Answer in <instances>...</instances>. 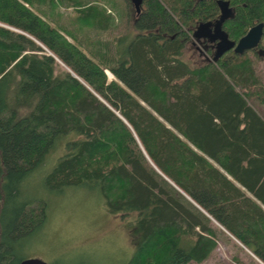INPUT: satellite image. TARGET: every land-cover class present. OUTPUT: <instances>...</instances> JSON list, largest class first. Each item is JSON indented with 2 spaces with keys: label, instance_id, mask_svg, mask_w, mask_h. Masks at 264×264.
<instances>
[{
  "label": "trees",
  "instance_id": "trees-1",
  "mask_svg": "<svg viewBox=\"0 0 264 264\" xmlns=\"http://www.w3.org/2000/svg\"><path fill=\"white\" fill-rule=\"evenodd\" d=\"M62 1L0 0V264H18L23 238L46 220V203L22 195L40 176L135 213L125 264L199 263L223 229L264 264V82L246 56L264 58L261 42L263 54L209 52L192 66L188 34L219 17L216 0H144L133 32L91 47L41 8ZM70 1L77 20L106 26ZM229 2L231 40L264 23V0Z\"/></svg>",
  "mask_w": 264,
  "mask_h": 264
},
{
  "label": "rangeland",
  "instance_id": "rangeland-1",
  "mask_svg": "<svg viewBox=\"0 0 264 264\" xmlns=\"http://www.w3.org/2000/svg\"><path fill=\"white\" fill-rule=\"evenodd\" d=\"M85 1L86 6L100 10L103 20H108L106 26L77 20V9L71 7L70 0L41 8L51 10L52 24L67 28L80 42L91 47L99 42L117 41L122 34L133 32L132 25L137 16L130 0ZM188 36L191 38L190 33ZM67 37L72 40L71 36ZM261 44L264 48V38ZM186 46L184 59L192 66H200L208 61V56L196 47L199 46L197 42L193 44L189 39ZM246 56L253 60L256 75H261L264 82V58L257 59L248 52ZM105 72L108 81L116 80L109 70L105 69ZM258 108L264 110V105ZM22 195L43 200L47 206V216L38 229L23 238L19 248L21 257H38L51 264H125L132 255L135 237L131 234L130 223L135 213L123 215L110 212L98 189L67 186L63 191L55 192L43 184L40 176L33 179L29 186L28 183L23 184ZM212 222L223 229L217 222ZM223 230L225 233L218 232L217 245L205 260L188 264H263L259 260L249 259L247 248H238L226 238L229 233Z\"/></svg>",
  "mask_w": 264,
  "mask_h": 264
},
{
  "label": "water",
  "instance_id": "water-1",
  "mask_svg": "<svg viewBox=\"0 0 264 264\" xmlns=\"http://www.w3.org/2000/svg\"><path fill=\"white\" fill-rule=\"evenodd\" d=\"M135 9L140 10L143 0H131ZM216 4L219 8L220 15L214 21L200 22L193 35L195 37H209L210 41H216L215 53L212 57V61H216L225 52L233 49L235 54L242 55L244 52L251 49H255L259 46L263 34L264 23L258 22L255 25L248 28L247 32L241 36L237 41H233L228 37L227 32L222 28L223 22L232 15V8L230 7L229 0H216ZM263 54V50H260ZM210 60V59H209ZM18 264H51L46 260L38 257H26L23 258Z\"/></svg>",
  "mask_w": 264,
  "mask_h": 264
},
{
  "label": "flooded vegetation",
  "instance_id": "flooded-vegetation-1",
  "mask_svg": "<svg viewBox=\"0 0 264 264\" xmlns=\"http://www.w3.org/2000/svg\"><path fill=\"white\" fill-rule=\"evenodd\" d=\"M143 2H144V0H143ZM143 2H142V5H143ZM130 3H131V5H132V7H133V9H134L133 12L135 13V15H136L137 18H138V16L143 12V6L140 7V10H136L131 0H130ZM230 7L232 8V11H233V10H234V7H233L232 5H230ZM137 18H136V19H137ZM136 19H135V21H136ZM214 20H215V19H213L212 21H214ZM135 21H134V22H135ZM195 28H196V26H195L194 29L192 30V33H190L191 38L189 37V39L191 40V42H192L193 44H194L195 42H197V44H198L199 46H196V47L202 49L203 53H205V54L208 56L207 60H209L210 57H211L210 54H209V52H212V54H213V56H214L216 41H210L209 37H201V38L195 37V36L193 35V32H194ZM156 32H157V31H156ZM162 36H166V35H165V34H162ZM171 37H172V36H171ZM233 41H234V40H233ZM251 50H252V51L260 52L259 46L256 47L255 49H251ZM224 55L227 56V57H234L235 53L233 52V49H230V50H228L227 52H225L222 56H224Z\"/></svg>",
  "mask_w": 264,
  "mask_h": 264
}]
</instances>
